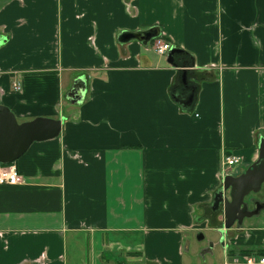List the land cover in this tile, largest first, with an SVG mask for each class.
Segmentation results:
<instances>
[{
	"label": "crops",
	"instance_id": "crops-1",
	"mask_svg": "<svg viewBox=\"0 0 264 264\" xmlns=\"http://www.w3.org/2000/svg\"><path fill=\"white\" fill-rule=\"evenodd\" d=\"M158 39L181 51L174 66ZM0 104L19 124L62 122L10 164L22 183L0 186V264L264 256L262 190L230 229L216 202L260 160L264 0H0Z\"/></svg>",
	"mask_w": 264,
	"mask_h": 264
},
{
	"label": "water",
	"instance_id": "water-1",
	"mask_svg": "<svg viewBox=\"0 0 264 264\" xmlns=\"http://www.w3.org/2000/svg\"><path fill=\"white\" fill-rule=\"evenodd\" d=\"M158 35L154 32L145 34H131L129 39L149 43ZM181 51L172 49L168 53L169 63L175 65L174 56ZM62 122L45 118L19 124L9 108L0 104V164L10 165L25 155L35 142H42L58 138L61 134ZM264 185V141L260 147V160L252 165L245 173L238 177L225 178L223 191L217 196V204L225 205V226L232 228L235 222L241 223L245 218L255 216L249 207H256L251 199L245 201L251 194L261 192ZM226 193L230 194L227 198Z\"/></svg>",
	"mask_w": 264,
	"mask_h": 264
},
{
	"label": "built area",
	"instance_id": "built-area-1",
	"mask_svg": "<svg viewBox=\"0 0 264 264\" xmlns=\"http://www.w3.org/2000/svg\"><path fill=\"white\" fill-rule=\"evenodd\" d=\"M154 50L159 55H167L172 50V45L162 39L155 41ZM16 91L21 90V86H15ZM240 164V159L236 156H231L226 159V165L229 168H236ZM22 183V176L19 174L17 168L12 165L0 166V186H17ZM246 264H264V256L262 257H248Z\"/></svg>",
	"mask_w": 264,
	"mask_h": 264
},
{
	"label": "rangeland",
	"instance_id": "rangeland-1",
	"mask_svg": "<svg viewBox=\"0 0 264 264\" xmlns=\"http://www.w3.org/2000/svg\"><path fill=\"white\" fill-rule=\"evenodd\" d=\"M154 44H155V42H154ZM241 170L242 169H244V167H242V168H240ZM263 193H264V187H263V189H262V192H261V195H263ZM215 214H217V213H215ZM204 234H205V236H206V240L205 241H203V245L202 244H200L199 242H198V246L199 247H206L207 248V246L209 245V243H207V241L209 242L211 239V237H213L212 239H215L216 238V233H212V232H208V231H204L203 232ZM191 236V238H189V239H195V238H197L196 236V233L195 234H192V235H190ZM188 239V240H189ZM216 240H217V238H216ZM199 254L201 255L202 253H201V249H199ZM198 257V264H205V261H204V258H205V256L204 257H202V256H197ZM209 258V257H208Z\"/></svg>",
	"mask_w": 264,
	"mask_h": 264
},
{
	"label": "flooded vegetation",
	"instance_id": "flooded-vegetation-1",
	"mask_svg": "<svg viewBox=\"0 0 264 264\" xmlns=\"http://www.w3.org/2000/svg\"><path fill=\"white\" fill-rule=\"evenodd\" d=\"M264 186V185H263ZM259 194V193H258ZM258 194H251L248 198H246V199H252L254 196H256V195H258ZM264 199H262V201H263ZM264 207V205H262V204H259V203H257V210L259 211V210H261L262 208Z\"/></svg>",
	"mask_w": 264,
	"mask_h": 264
}]
</instances>
